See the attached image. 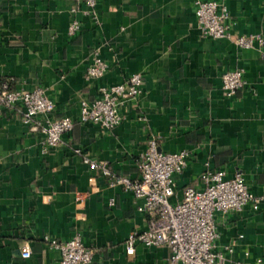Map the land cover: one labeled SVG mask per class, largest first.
<instances>
[{
    "label": "crops",
    "instance_id": "0c3cea01",
    "mask_svg": "<svg viewBox=\"0 0 264 264\" xmlns=\"http://www.w3.org/2000/svg\"><path fill=\"white\" fill-rule=\"evenodd\" d=\"M222 1L234 36L264 37V0ZM86 9L84 0H0V81L43 87L55 103L51 117H76L80 100L95 97L100 85L133 72L143 76L137 97L121 107L120 123L106 128L76 120L63 142L45 151L42 133L18 110L3 112L0 264H59L60 253L45 236L77 233L95 248L91 264H164L165 244L136 243L126 252L128 233L145 229L149 215L137 209L141 199L131 190L109 186L82 158L137 178L139 154L152 133L161 149L189 153L173 200L185 186H201L206 163L228 176L243 173L261 202L257 209L248 203L217 214L215 248L224 252V264H264V43L240 47L201 35L194 0H95ZM73 20L79 28L72 34ZM97 49L108 68L91 78L87 68ZM235 67L243 68L246 83L228 97L221 75ZM26 247L31 254L23 257Z\"/></svg>",
    "mask_w": 264,
    "mask_h": 264
},
{
    "label": "built area",
    "instance_id": "2783aa9c",
    "mask_svg": "<svg viewBox=\"0 0 264 264\" xmlns=\"http://www.w3.org/2000/svg\"><path fill=\"white\" fill-rule=\"evenodd\" d=\"M84 1L89 13L95 0ZM194 6L201 35L231 39L240 47L264 43L260 34H232L230 13L222 0H194ZM78 28L79 23L73 20L68 32L73 34ZM107 68L108 63L97 49L86 74L91 78L98 77ZM10 80L3 78L0 81V117L5 110H18L31 130L42 133L40 142L45 151L63 142L64 135L72 129L76 120L99 123L106 128L120 123L124 118L121 107L137 97L143 76L140 72H133L116 83L100 85L95 97L80 100L76 117H51L49 114L55 103L43 87L11 88ZM221 81L223 95H236L246 83L243 68L225 70ZM188 156L186 149H161L159 134L156 133L150 134L145 149L139 154L137 178L116 173L104 160L92 159L86 154L82 156L91 169L99 170L107 178L109 186L120 185L131 190L136 198L141 199L137 209L149 215L145 229H132L128 233L125 239L127 253L134 251L136 243L165 244L170 248V254L164 264H224V252L215 248L218 234L216 215L241 210L248 203L257 209L261 198L249 189L240 170L228 176L225 168H211L206 163L199 175L201 186L187 185L181 198L173 200L175 177L186 166ZM109 202L112 203L113 198ZM242 236V233L237 235ZM45 240L59 251V264H91L93 261L95 248L85 244L78 233L66 239L45 236ZM235 244L236 238H233L225 247L232 251ZM30 254L29 247L21 252L23 257Z\"/></svg>",
    "mask_w": 264,
    "mask_h": 264
}]
</instances>
